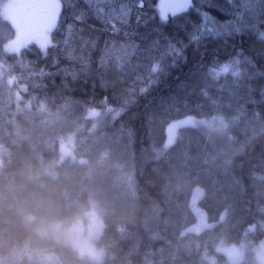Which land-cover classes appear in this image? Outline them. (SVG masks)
<instances>
[{"label": "trees", "instance_id": "16d2710c", "mask_svg": "<svg viewBox=\"0 0 264 264\" xmlns=\"http://www.w3.org/2000/svg\"><path fill=\"white\" fill-rule=\"evenodd\" d=\"M59 2L46 55L35 41L19 57L4 53L13 37L0 19V264H95L38 230L94 209L103 213L101 264L224 263L218 251L229 244L245 245L242 264H263L254 246L264 240V40L251 28L198 44L188 37L204 12L221 24L232 20L238 0H192L179 17L183 31L171 18L161 22L159 0L142 8L118 0L111 7L131 8L126 23L96 18L84 0L74 5L86 14L77 20ZM259 20L264 31V15ZM168 40L187 45L184 58L164 55L163 72L149 84L151 58ZM113 41L134 43L139 55L115 67L105 55ZM226 62L230 71L213 79L210 70ZM187 117H218L224 129L181 128L165 149L167 126ZM68 140L76 155L65 161ZM197 188L213 226L201 234L189 233Z\"/></svg>", "mask_w": 264, "mask_h": 264}, {"label": "snow or ice", "instance_id": "6c2138e0", "mask_svg": "<svg viewBox=\"0 0 264 264\" xmlns=\"http://www.w3.org/2000/svg\"><path fill=\"white\" fill-rule=\"evenodd\" d=\"M118 0H84V3L88 5L92 14L105 22H108L111 18L119 20L121 23L127 22V17L130 15L131 8L128 5L122 4L119 9L111 7L115 5ZM236 2V0H228L229 4ZM241 5L239 10L234 11L233 19L225 23H218L211 18L208 13L201 14V24L196 30L188 34L189 43L198 44L206 37L218 38L221 36H227L231 34H241L244 30L251 28L257 30L258 38L264 40V31H258V23L262 22L259 17L264 15V8H260L259 5H264V0H238ZM76 0H64V4L72 9L75 18L77 20L85 19V13L83 10H76L74 5ZM139 6L142 8L144 0H138ZM104 5H108L109 8L105 12ZM192 8V0H159L157 6V12L160 20L164 24L169 23L171 17V24L178 30H184V24L179 17L182 13H186ZM61 10V3L59 0L54 2H45V0H31V2H18V0H0V19L6 21L12 29V37L8 43L4 45L3 51L9 56L19 57L21 50L27 48V46L35 41L39 45L41 51L46 55L49 46H54L49 38L50 33L57 27V22ZM251 21V23H248ZM111 31L116 33L119 29L115 23L110 24ZM108 30L107 28L105 29ZM72 35V26H69V36ZM67 44L68 41L66 40ZM87 43V42H86ZM112 47L106 49L105 55L111 56L115 59V67L124 68L132 55H139L137 53V46L134 43H121L117 45L115 41L111 42ZM161 44L159 40H155L152 43V48H160ZM187 45L178 48L176 44L168 40L166 43V51L159 58H151L153 63L149 68V76L147 81L149 84L153 83V76L163 72V66L161 61L164 55L173 57L174 60L182 59L183 50ZM151 49H149L150 51ZM103 62V61H102ZM234 63H239L235 61ZM137 65L135 67H139ZM231 69V63L226 62L219 71L210 70V75L213 79H219L221 74H226ZM40 75H43L41 72ZM232 75L239 77V71L232 70ZM139 78V77H138ZM146 89H141L145 91ZM207 95V93H203ZM106 104L107 102L104 101ZM218 117H214L213 121H199L200 124L208 125L214 122ZM223 124V120H220ZM186 124L195 126L197 121L189 117L187 120L180 121L178 124L172 125L168 132L169 137H175V129ZM264 179V177H259Z\"/></svg>", "mask_w": 264, "mask_h": 264}, {"label": "rangeland", "instance_id": "374dc122", "mask_svg": "<svg viewBox=\"0 0 264 264\" xmlns=\"http://www.w3.org/2000/svg\"><path fill=\"white\" fill-rule=\"evenodd\" d=\"M18 2H31V0H18ZM45 2H54V0H45ZM51 35L52 32L49 35L50 40ZM37 46L39 48V45ZM188 118L189 117L180 119L167 126V140L165 149H170L176 143L178 131L181 128H202L213 132H222L224 129L223 124L220 123L221 119H215L214 122L208 125H203L200 124L199 121H213V119L191 117L197 121V124L195 126L186 124L181 127H177L175 129V137L170 138L168 132L169 128L174 124H178L180 121L187 120ZM73 141L74 140H68L67 143L62 146L61 160L66 161L68 159L70 160L75 158L76 142ZM202 198L203 191L197 188L192 196V209L197 218V224L192 229H190L191 232L189 233L201 234L205 230L213 228V226L209 224L205 212L199 208V203ZM102 214L103 213L101 210L94 209L85 212L81 217L77 218L69 225L57 224V226L53 225L51 228L47 227L49 229L38 228V230H41L42 233L47 235L54 234L55 236L62 239L63 242L55 237L59 242L70 245L74 249L78 250L83 257L89 259L93 263L101 264L105 258V251L100 246V241L104 231V221ZM42 233L40 232V234ZM218 252L222 253L226 257V261L224 263H219L217 259H214L211 261L212 264H242L245 257L246 247L244 244L223 245ZM254 253H256L259 261L264 264V240L260 241L254 246Z\"/></svg>", "mask_w": 264, "mask_h": 264}]
</instances>
